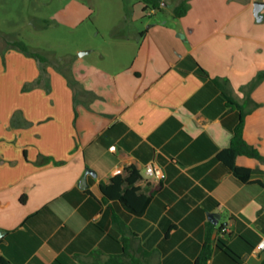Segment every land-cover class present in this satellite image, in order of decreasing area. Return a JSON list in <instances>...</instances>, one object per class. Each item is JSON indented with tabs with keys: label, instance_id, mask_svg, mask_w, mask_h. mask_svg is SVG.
<instances>
[{
	"label": "crops",
	"instance_id": "1",
	"mask_svg": "<svg viewBox=\"0 0 264 264\" xmlns=\"http://www.w3.org/2000/svg\"><path fill=\"white\" fill-rule=\"evenodd\" d=\"M258 1L189 0L174 25L149 24L120 42L128 57L83 54L47 66L49 91H22L39 77L33 58L0 55V256L104 264L126 253L143 264H194L211 232L208 264H264V251L255 253L264 238V160L237 156L236 166L252 171L241 182L218 159L240 114L213 82L241 103V87L264 73ZM85 17L73 8L60 20L76 27ZM251 99L258 107L243 138L264 158V80ZM15 112L30 125L12 126ZM148 165L164 178L149 177ZM127 167L140 175L132 205L148 198L138 215L100 190Z\"/></svg>",
	"mask_w": 264,
	"mask_h": 264
},
{
	"label": "rangeland",
	"instance_id": "2",
	"mask_svg": "<svg viewBox=\"0 0 264 264\" xmlns=\"http://www.w3.org/2000/svg\"><path fill=\"white\" fill-rule=\"evenodd\" d=\"M162 1L164 11H143L139 0H0V36L4 41L23 42L30 51L45 56L49 66L65 67L80 53L87 61H99L100 54L117 57L122 50L128 57L129 49L120 42L136 37L149 24L174 25L172 11L181 0ZM73 8L86 14L81 26L61 23L60 18Z\"/></svg>",
	"mask_w": 264,
	"mask_h": 264
},
{
	"label": "trees",
	"instance_id": "3",
	"mask_svg": "<svg viewBox=\"0 0 264 264\" xmlns=\"http://www.w3.org/2000/svg\"><path fill=\"white\" fill-rule=\"evenodd\" d=\"M143 4V11H163V1L162 0H139ZM188 0H181L179 5L176 6L172 11V17L175 19L182 18L187 14L188 11ZM15 50L22 53L24 56L33 58L39 64L40 74L39 77L31 82L24 84L22 91H29L34 88L43 86L46 91H49V79L46 73V67L49 66L50 62L48 59L36 52H32L28 47L21 41L8 42L4 41L0 36V55L2 60L7 51ZM196 75L201 78H208V74L198 68L196 70ZM66 76V74H65ZM69 85H72L70 79H68ZM264 80V73H258L254 79H252L248 84L241 87V91L244 93V98L241 103H237L228 89H225L224 85L221 84L220 79H213L214 84L221 90L224 98L229 103L232 109H237L239 111V121L233 129L232 137L230 139L229 146L222 150L218 154V159L223 162L232 172L234 177L239 179L241 182H247L251 174V170L247 168L238 167L235 164V159L237 156H246L249 158H254L259 161H263L264 158L260 155L258 150L253 146L249 145L243 138V131L245 126V117L250 114L258 104L251 99V93L255 90ZM227 82L226 80L223 83ZM21 118L20 112H15L10 120V124L14 127H27L30 123L25 122L20 124L19 120ZM125 174L121 171H116L111 178L109 183L101 184L100 190L108 200H118L124 208L134 214H141L143 208L148 202V198L140 196L139 199L142 201V206L137 210L130 202V196H135L138 191L134 184L140 179V175L136 168L127 167L124 170ZM24 201V197L21 198V202ZM212 255V238L211 232H208L206 241L201 249L200 254L195 260L194 264H208ZM0 264H9L4 258L0 256ZM104 264H143L140 260L133 259L128 254H122L118 256L110 257Z\"/></svg>",
	"mask_w": 264,
	"mask_h": 264
},
{
	"label": "built area",
	"instance_id": "4",
	"mask_svg": "<svg viewBox=\"0 0 264 264\" xmlns=\"http://www.w3.org/2000/svg\"><path fill=\"white\" fill-rule=\"evenodd\" d=\"M113 148V147H112ZM146 174L149 177H153L155 179L161 180L164 178V173L161 168L148 165L146 167ZM224 230V229H223ZM226 230V229H225ZM264 251V238L259 241V243L255 247V253Z\"/></svg>",
	"mask_w": 264,
	"mask_h": 264
},
{
	"label": "water",
	"instance_id": "5",
	"mask_svg": "<svg viewBox=\"0 0 264 264\" xmlns=\"http://www.w3.org/2000/svg\"><path fill=\"white\" fill-rule=\"evenodd\" d=\"M263 3L262 2H254L253 3V15L256 19V21H261L262 20V15H261V10L263 8ZM84 53H80V55H83ZM90 172V171H89ZM1 234V232H0Z\"/></svg>",
	"mask_w": 264,
	"mask_h": 264
}]
</instances>
